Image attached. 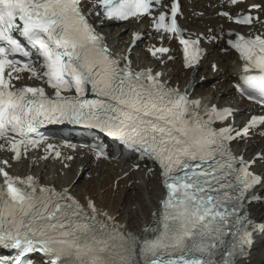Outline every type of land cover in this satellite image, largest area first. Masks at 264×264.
<instances>
[{"label":"snow or ice","instance_id":"1","mask_svg":"<svg viewBox=\"0 0 264 264\" xmlns=\"http://www.w3.org/2000/svg\"><path fill=\"white\" fill-rule=\"evenodd\" d=\"M183 15L180 0H0V152L20 161L43 146L39 159L72 161L61 147L76 145L48 143L39 129L78 125L151 161L165 189L154 226L141 237L91 196L81 203L72 194L75 181L58 190L31 175H12L10 159H0V250L8 253L0 264H243L250 258L264 236V222L252 215V205L264 203L257 194L264 189V149L246 158L232 145L264 129V0H222L217 16L244 32L224 25L219 32H189L178 19ZM145 19L161 41L147 51L161 64L171 51L166 40L179 42L183 66L193 72L211 55L204 40L220 44L225 56L238 53L234 90L262 114L237 124L232 106L171 86L163 71L134 69L130 57L140 33L117 54L98 30ZM209 67L221 71L215 60ZM25 76L52 95L45 86L18 87ZM89 91L95 99L86 98ZM90 147L96 161L109 158L103 144ZM119 185L117 179L113 190Z\"/></svg>","mask_w":264,"mask_h":264},{"label":"bare ground","instance_id":"2","mask_svg":"<svg viewBox=\"0 0 264 264\" xmlns=\"http://www.w3.org/2000/svg\"><path fill=\"white\" fill-rule=\"evenodd\" d=\"M224 67V73L225 71L227 74L224 73L219 74L217 76L218 79L223 78V81L219 80L218 82H215V86L217 88V91L210 90V95L215 96L218 92H223L225 94L229 93V86L227 84V80L229 76L233 73V69L227 65L226 63H223ZM264 143V140L262 141ZM250 148V147H248ZM73 175L71 176V178ZM152 183V182H151ZM77 186H86L84 183H79ZM104 185L100 184L98 185L97 189L103 188ZM89 189H93L92 184L88 186ZM161 188L158 184H155L152 189L145 188L143 190H139L136 195L135 199H132L128 196V194H125L124 196H121L118 198L117 203L108 202V206L113 207L115 212L118 211L120 206L124 207V219H128L129 225L136 229L141 230L142 225L144 221H149L151 218V212L158 207V201L161 197ZM163 193V191H162ZM101 201H104V196L101 198ZM133 206H136V210L133 209ZM264 206H256L252 207V215L254 217H264ZM252 264L262 263L264 262V240L261 248L258 250L252 252L251 257ZM243 264H245L243 262Z\"/></svg>","mask_w":264,"mask_h":264}]
</instances>
